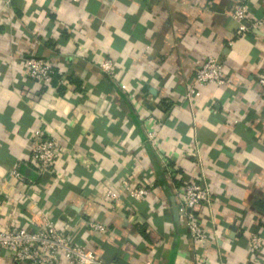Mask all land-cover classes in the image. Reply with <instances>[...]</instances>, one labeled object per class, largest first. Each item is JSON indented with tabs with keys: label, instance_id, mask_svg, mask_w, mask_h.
Returning <instances> with one entry per match:
<instances>
[{
	"label": "crops",
	"instance_id": "crops-1",
	"mask_svg": "<svg viewBox=\"0 0 264 264\" xmlns=\"http://www.w3.org/2000/svg\"><path fill=\"white\" fill-rule=\"evenodd\" d=\"M238 1L263 24L240 33ZM210 56L231 82L191 94ZM29 58L54 67L51 85L30 78ZM263 75L264 0H0V229L49 219L110 264H264V247L250 245L251 235L264 239ZM39 132L64 149L42 177ZM168 161L210 192L197 208L205 244L181 227ZM124 179L153 184L150 197L106 200ZM0 264L29 263L3 253Z\"/></svg>",
	"mask_w": 264,
	"mask_h": 264
},
{
	"label": "built area",
	"instance_id": "built-area-1",
	"mask_svg": "<svg viewBox=\"0 0 264 264\" xmlns=\"http://www.w3.org/2000/svg\"><path fill=\"white\" fill-rule=\"evenodd\" d=\"M80 1L71 0L72 3H79ZM231 15L240 25V33H246L251 27L263 24L261 21L252 19L250 8L245 1L236 2ZM23 61L26 71L33 81L44 87L52 84L55 69L48 61L35 58ZM115 67L116 64L110 59H105L100 63L102 71L108 74H113ZM64 77L61 74L59 85L65 84ZM230 82L223 62L217 57L210 56L197 69L190 93L200 96L203 87L209 85L226 86ZM259 83L264 88V75L260 77ZM120 88L123 92H130V87L127 84L120 85ZM262 95L264 97V92H262ZM146 136L148 144L156 149L158 147L157 128H147ZM63 150L56 139L46 138L40 132L36 134L32 149L35 163L33 173L39 177L52 174L58 157ZM166 165L169 177L173 178L175 174L169 161ZM11 182L15 186L23 185L26 182V177L19 170V165H15L12 169ZM152 188L153 184L149 182L135 183L131 179H124L119 190L109 189L107 191L106 200L115 205L122 202L124 197L132 202H143L150 197ZM176 196L179 200L178 213L181 219V227L186 230L188 236L195 243H207L208 235L199 219L197 208L210 200L209 190L197 180L184 179L182 185L176 186ZM90 228L98 232L106 230V227L98 222L90 223ZM250 245L254 251H260L264 247V239L259 235H251ZM3 253L18 263L58 264L64 261L74 264H110L93 252L77 245L49 219L35 222L31 227L13 225L12 227L0 229V259ZM149 264L153 263L150 262Z\"/></svg>",
	"mask_w": 264,
	"mask_h": 264
},
{
	"label": "trees",
	"instance_id": "trees-1",
	"mask_svg": "<svg viewBox=\"0 0 264 264\" xmlns=\"http://www.w3.org/2000/svg\"><path fill=\"white\" fill-rule=\"evenodd\" d=\"M171 167H172V165H171ZM173 172H174L175 175H174V177L172 179L175 182L176 186L179 187L180 185H182L183 180L185 178L182 175L180 177H178V175L181 174V171L174 169Z\"/></svg>",
	"mask_w": 264,
	"mask_h": 264
},
{
	"label": "water",
	"instance_id": "water-1",
	"mask_svg": "<svg viewBox=\"0 0 264 264\" xmlns=\"http://www.w3.org/2000/svg\"><path fill=\"white\" fill-rule=\"evenodd\" d=\"M176 212L178 213V208L176 209Z\"/></svg>",
	"mask_w": 264,
	"mask_h": 264
}]
</instances>
